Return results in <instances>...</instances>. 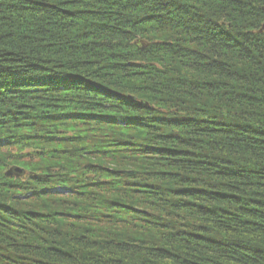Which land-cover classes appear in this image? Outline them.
<instances>
[{
    "label": "trees",
    "instance_id": "trees-1",
    "mask_svg": "<svg viewBox=\"0 0 264 264\" xmlns=\"http://www.w3.org/2000/svg\"><path fill=\"white\" fill-rule=\"evenodd\" d=\"M263 25L264 0H0V264H264Z\"/></svg>",
    "mask_w": 264,
    "mask_h": 264
},
{
    "label": "rangeland",
    "instance_id": "rangeland-1",
    "mask_svg": "<svg viewBox=\"0 0 264 264\" xmlns=\"http://www.w3.org/2000/svg\"><path fill=\"white\" fill-rule=\"evenodd\" d=\"M229 27V26H228ZM254 35H256V36H259V35H264V25L262 26V29H260L259 30V32H252ZM234 38L236 37V36H233ZM246 39H244V36L243 37H240V38H238V42L240 43L241 42V44L242 45H244L245 43H246ZM237 42V43H238ZM143 45V44H142ZM75 123H77V122H75ZM74 127L73 126H71L70 124H67V126H65V128L63 127V126H58V127H56L55 128V130L53 129V135H58V136H66V138L65 137H62L61 138V141L60 142H57V143H55V142H50L49 144L47 143L45 146H43V145H41L40 143H37V144H35V146L36 147H41V148H45V149H47V150H53V153H52V155H51V157H47L46 156V165L48 164V166H56V165H58V163H59V154L62 152V151H66V150H68V149H72L73 147H77V144H75V143H71V141H70V137L71 136H74L73 134L75 133V132H72V129H73ZM19 131H24L25 132V134H29V135H32V136H34V135H36V133H34L33 131H31V130H26V129H23V130H19ZM45 131H47V130H45ZM79 132H81L82 130H78ZM78 131H76V132H78ZM47 132H50V131H47ZM32 133V134H31ZM34 133V134H33ZM42 136H44V135H42ZM30 150H25L23 153H28ZM67 154V153H66ZM66 154L64 153L63 155H62V157L63 156H66ZM70 155H68L67 157H63V158H68ZM28 160V159H27ZM28 162L30 163V161L28 160ZM26 163V161L25 162H19V165L20 164H25ZM39 163H42L43 164V162H40L39 161ZM42 164H39V166L40 165H42ZM12 169V168H11ZM13 172H15L14 174H13ZM24 175H25V173H24V171L23 170H21V169H18V170H13L12 169V171H9V172H7L6 174H5V179L7 180H10V179H19L20 177H24ZM21 179V178H20ZM15 184V183H14ZM8 189V188H7ZM6 189V190H7ZM8 191V190H7ZM71 191V190H70ZM70 191L69 190H67V189H61V188H59V189H57V190H55L54 192L55 193H61V194H64V193H69L70 194ZM5 192V191H4ZM9 192V191H8ZM69 194H66L65 196L70 200H75V198H78L77 197V195H75V198H72L71 197V195H69ZM56 195V194H55ZM2 197H4L3 195H2ZM2 197H0V198H2ZM6 197V196H5ZM58 197V196H57ZM23 198V200L25 201V202H30L31 203V200H26L28 197H26V199L24 198V197H22ZM15 202H16V200H15ZM84 205H86L85 204V202L83 203ZM76 208H77V206H76ZM70 225V224H69Z\"/></svg>",
    "mask_w": 264,
    "mask_h": 264
}]
</instances>
